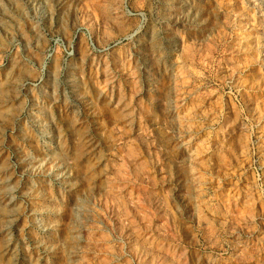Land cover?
<instances>
[{
  "label": "rangeland",
  "instance_id": "1",
  "mask_svg": "<svg viewBox=\"0 0 264 264\" xmlns=\"http://www.w3.org/2000/svg\"><path fill=\"white\" fill-rule=\"evenodd\" d=\"M0 264H264V0H0Z\"/></svg>",
  "mask_w": 264,
  "mask_h": 264
}]
</instances>
